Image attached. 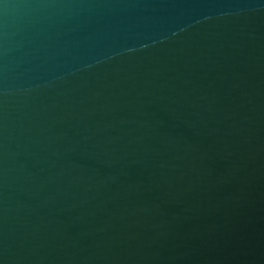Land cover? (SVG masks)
I'll use <instances>...</instances> for the list:
<instances>
[{
    "label": "water",
    "instance_id": "1",
    "mask_svg": "<svg viewBox=\"0 0 264 264\" xmlns=\"http://www.w3.org/2000/svg\"><path fill=\"white\" fill-rule=\"evenodd\" d=\"M0 264H264V0H0Z\"/></svg>",
    "mask_w": 264,
    "mask_h": 264
}]
</instances>
